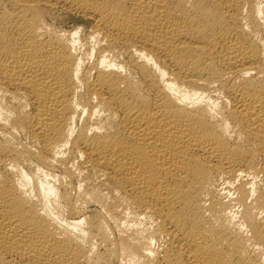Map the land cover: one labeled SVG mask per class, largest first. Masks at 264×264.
Listing matches in <instances>:
<instances>
[{
  "label": "bare ground",
  "instance_id": "1",
  "mask_svg": "<svg viewBox=\"0 0 264 264\" xmlns=\"http://www.w3.org/2000/svg\"><path fill=\"white\" fill-rule=\"evenodd\" d=\"M0 264H264V0H0Z\"/></svg>",
  "mask_w": 264,
  "mask_h": 264
},
{
  "label": "rangeland",
  "instance_id": "2",
  "mask_svg": "<svg viewBox=\"0 0 264 264\" xmlns=\"http://www.w3.org/2000/svg\"><path fill=\"white\" fill-rule=\"evenodd\" d=\"M68 18V19H67ZM70 18V19H69ZM73 22H75L74 24H76L77 22H79V18L77 19V17H75L74 15H72V16H69V17H66V19H64V21H63V25L64 26H68V27H70V26H72L73 25Z\"/></svg>",
  "mask_w": 264,
  "mask_h": 264
}]
</instances>
